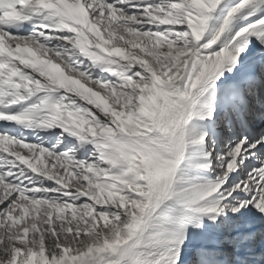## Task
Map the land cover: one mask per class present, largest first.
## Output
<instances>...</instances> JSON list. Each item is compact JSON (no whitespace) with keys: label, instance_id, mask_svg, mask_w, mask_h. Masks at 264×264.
Wrapping results in <instances>:
<instances>
[{"label":"snow or ice","instance_id":"snow-or-ice-1","mask_svg":"<svg viewBox=\"0 0 264 264\" xmlns=\"http://www.w3.org/2000/svg\"><path fill=\"white\" fill-rule=\"evenodd\" d=\"M0 264H264V0H0Z\"/></svg>","mask_w":264,"mask_h":264}]
</instances>
